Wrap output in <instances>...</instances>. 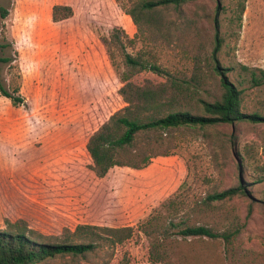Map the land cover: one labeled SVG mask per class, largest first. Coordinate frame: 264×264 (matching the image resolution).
Returning a JSON list of instances; mask_svg holds the SVG:
<instances>
[{
    "label": "rangeland",
    "instance_id": "1",
    "mask_svg": "<svg viewBox=\"0 0 264 264\" xmlns=\"http://www.w3.org/2000/svg\"><path fill=\"white\" fill-rule=\"evenodd\" d=\"M134 1L0 0V59H7L0 62V83L23 100L14 106L0 95V229L5 219L23 220L45 236H59L77 224L136 229L167 213L174 214L170 218L175 225L207 194L240 183L248 197L215 203L220 210L208 219L213 224L223 210L233 214L221 230L230 224L240 227L234 260L224 257L222 240L204 239L189 264H264V123L174 130L167 132L173 144L169 154L151 159L140 170L114 168L99 183L82 172L87 167L85 136L126 106L118 94L126 72L124 53L153 56L163 69L188 79L192 64L184 49L191 50L200 39L210 49L213 28L205 18L214 16L216 0L190 2L183 6V16L172 9L162 12L167 39L138 32L127 14ZM231 1L222 0V5L228 7ZM56 5L71 7L73 16L53 22ZM229 15L221 16L225 42L220 64L232 68L229 78L244 90L243 111L264 116L258 103L264 87L250 88L244 70L264 67V0H246L241 28L230 36L224 34ZM131 80L140 86L165 82L150 72ZM220 94L219 80L213 77L201 97L212 102ZM10 189L16 190L15 198H8ZM108 195L113 198H104ZM21 201L28 202L27 208ZM111 203L118 210L109 211ZM146 247L136 232L116 248L110 264H150ZM245 255L252 261L245 262ZM105 260L102 250L86 259L59 257L48 264Z\"/></svg>",
    "mask_w": 264,
    "mask_h": 264
},
{
    "label": "trees",
    "instance_id": "2",
    "mask_svg": "<svg viewBox=\"0 0 264 264\" xmlns=\"http://www.w3.org/2000/svg\"><path fill=\"white\" fill-rule=\"evenodd\" d=\"M195 1L199 0H136L127 14L138 32L144 33L146 30L167 39L166 25L161 22L160 14L172 9L183 16V6ZM216 2L214 16L205 18L213 28L210 49L207 50V42H200L199 34L200 40L194 47L191 50L184 49L192 64L188 79L174 76L163 69L153 56L145 58L123 54L126 72L118 94L126 106L85 136L84 165L87 167L82 172H87L88 179H95L99 183L114 168L140 170L151 159L167 156L173 145L167 132L184 128L204 130L218 124L234 125L246 121L264 123V116L258 112L249 114L243 111L244 90L238 83L231 81L228 73L232 72V68L223 67L218 57L225 42L221 33V16L230 13L225 18L227 29L224 34L232 35L235 28H241L246 0H232L228 7L222 5V0ZM2 15H6L4 10ZM72 16L73 10L69 6L56 5L51 11V19L55 23ZM97 51L102 52V47L98 46ZM0 62H7V59L2 58ZM244 70L250 88L264 87V67ZM142 72L153 73L165 79V82L156 85L148 83L145 86L133 83L131 78ZM213 77L219 80L221 94L218 99L208 102L201 97V92L205 91ZM0 95L9 99L14 106L23 103L1 83ZM258 103L264 109V99ZM22 179L25 184L30 183L27 177ZM78 182L84 184L85 180L78 178ZM16 195V190L10 189L8 198H15ZM238 196L248 197L246 188L240 183L207 194L190 208V213L178 217L182 218L178 224H172L170 217L174 214H158L136 229L125 225L77 224L73 229L65 228L59 236H45L30 228L23 220L5 219L4 229H0V264H48L59 257L76 261L102 250H106V260L102 264H110L116 248L131 241L136 232L147 243V260L150 264H189L204 239L211 242L222 240L224 257L234 260L233 244L240 227L230 224V229L221 230L224 223L232 221L233 214L223 210L218 222L209 224L208 219L210 214L220 210L215 203L221 206ZM27 204L21 201L20 206L27 208ZM108 209L118 210L112 203ZM250 213L251 208L247 216ZM244 257L247 258L245 262L252 261L251 256Z\"/></svg>",
    "mask_w": 264,
    "mask_h": 264
}]
</instances>
